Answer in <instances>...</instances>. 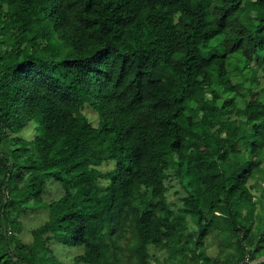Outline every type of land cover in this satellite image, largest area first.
<instances>
[{"label": "trees", "instance_id": "trees-1", "mask_svg": "<svg viewBox=\"0 0 264 264\" xmlns=\"http://www.w3.org/2000/svg\"><path fill=\"white\" fill-rule=\"evenodd\" d=\"M263 52L264 0H0V264H264Z\"/></svg>", "mask_w": 264, "mask_h": 264}, {"label": "rangeland", "instance_id": "rangeland-1", "mask_svg": "<svg viewBox=\"0 0 264 264\" xmlns=\"http://www.w3.org/2000/svg\"><path fill=\"white\" fill-rule=\"evenodd\" d=\"M260 57H264V52L259 53ZM253 65L255 63L253 62ZM87 114V113H86ZM32 126L30 125L27 129L20 133L22 136L31 137L32 136ZM100 170L105 171L109 168H112V164H105L99 167ZM181 189L179 185L175 182V180H170L168 184V201L172 203H177L178 197L180 196ZM251 193L253 195H257L258 191L255 189H251ZM62 195V193L54 188H51L48 192V195L44 197V200L48 201L50 199H57ZM48 212L46 209H33L19 217V223H21L22 230L20 232V237L23 242L30 243L31 242V234L30 231L42 224L47 220ZM261 222L264 225V217H261V220L257 221ZM195 231V227H192ZM190 232V231H189ZM188 232V233H189ZM127 240H120L117 242V245H120L123 249V261L125 262L128 256H131L132 251L127 249L128 244L132 245L133 240L131 238L130 233H126ZM54 248L56 249L57 255L65 264H72V257L75 255H79L82 253L81 247H67L59 244H54ZM203 252L210 258H219L224 259L227 253H231V258H235L236 251L233 247L229 249H223L220 246V241L217 237L212 234H207L206 238L203 241L202 249ZM149 253H153L155 257H158L160 261H162V257H164L163 250L154 249L153 247H149ZM133 257V256H132ZM135 260V259H134ZM152 262V260H151ZM153 264V262H152Z\"/></svg>", "mask_w": 264, "mask_h": 264}]
</instances>
